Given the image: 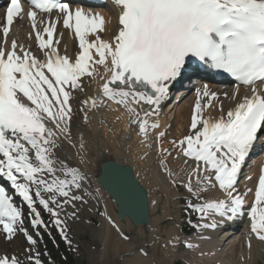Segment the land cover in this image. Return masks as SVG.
I'll list each match as a JSON object with an SVG mask.
<instances>
[{
	"label": "snow or ice",
	"instance_id": "6c2138e0",
	"mask_svg": "<svg viewBox=\"0 0 264 264\" xmlns=\"http://www.w3.org/2000/svg\"><path fill=\"white\" fill-rule=\"evenodd\" d=\"M114 2L121 9L118 30L106 40L100 13L73 7L72 0H30L29 35L38 42L37 55L15 39L7 47L14 21L24 11L21 0H10L0 47V177L9 182L0 184V236L11 242L23 235L27 246L21 254L0 251V264H46L39 251L45 230L55 229L72 246L69 221L78 219L88 203V177L60 152L65 143L75 146L72 128L77 116L88 121L90 111L111 103L126 110L145 143L156 134L161 171L188 194L185 212L192 228L216 229L221 226L217 216L231 221L245 215V196L236 186L264 130V95L253 87L250 96L216 119L204 117L197 101L190 134L170 141L177 155L191 162L184 179L168 168L166 158L172 151L162 144L166 132H157L160 125L150 117L159 115L172 86L193 61L222 70L243 85L264 81V0ZM37 10L48 19L38 18ZM60 24L78 38L75 59L59 49ZM96 65L104 68L103 83L98 94L81 99L76 93L84 91V77L94 80L99 75ZM197 91L201 97H217L207 85ZM211 189L221 190L225 199L208 198ZM17 196L26 210L16 202ZM247 215L251 232L264 241V174ZM178 242L196 247L186 240L170 241Z\"/></svg>",
	"mask_w": 264,
	"mask_h": 264
},
{
	"label": "bare ground",
	"instance_id": "6f19581e",
	"mask_svg": "<svg viewBox=\"0 0 264 264\" xmlns=\"http://www.w3.org/2000/svg\"><path fill=\"white\" fill-rule=\"evenodd\" d=\"M87 11L92 12V10ZM100 14L105 17L104 30L101 32V36L106 40L111 39V36H113L114 34L116 21L108 13ZM57 31V38L60 40L59 49L61 50V52L73 57V48L76 41H73V39L68 36L63 29L58 28ZM28 36L29 35L24 34L22 36L10 37L9 35L7 39V46L10 47L12 40L17 39L16 41H18V45L26 46L32 51L34 49H37L38 47L35 42ZM97 72L99 73V75H96L94 80L90 78L83 79L84 91L77 92L76 95L78 97L83 99L88 96L98 94L100 85L103 83V80L100 77L105 74L103 66L97 67ZM218 88L219 86H213V89ZM246 91L247 88L243 87L236 89L233 88L232 90L228 89V91L226 89L221 90V98H219L218 101H211V106H208V104L205 108H202L204 117L213 119L219 118L222 114H225L226 110H230L231 108H233L235 104L244 97ZM263 91L264 85L260 88V93H262ZM222 93H228V96L222 97ZM247 93L249 94V92ZM221 105H224L223 112H221ZM194 109L195 102H192L191 100H189V98H187L185 101H179L178 104L174 105L173 109L170 108V110H168V113H166L165 115L159 114L155 118L150 117V121H155L160 125V128L157 129V132L163 131L166 128H170L168 125L172 121V115L169 114L173 110H175V118L178 119L175 120L176 126L178 127L177 129H179L177 132L179 134L182 131L183 134L176 135L166 132L167 136L163 137L165 141L163 145L164 148L171 150L173 145L170 143V141H178L179 139L183 138V136H186L190 133V116ZM144 110L150 111L147 106H145ZM89 117L90 118L88 121H84L82 116H77L74 119L72 139L75 146L65 143L61 152L63 154H66L69 149L75 147L72 155H80L81 157H78L80 161L84 160L83 157H86V159L91 161L93 157L94 159H96V157H98L99 159H107L108 156L119 164L126 163L130 165L131 163V166L136 172L138 179L143 180L144 183L147 186H151V188H160V190L157 191L158 198H162L164 195L166 197L165 206L160 207L159 202L156 205L152 206V201L156 199V197H154L152 189H148L151 214H153V212H156L158 207H160V212L158 211L155 218L154 216H152V220L147 227H143V229L141 227L136 228L137 235H134V237L128 241L122 242L118 236V230L109 227L107 224H105L104 220L102 221V228L98 230V238H100V240L103 242L100 257L102 264H110L112 259L116 255L119 256L120 259H122L121 261H123V264H153L155 262H158L157 264H170L172 257L174 256L173 250L175 249L173 245H170V241L177 240V238L179 240L180 237L178 235V229L174 226V223L172 224L173 226H170L167 230L162 228L160 224L167 214L170 216H175L176 218L174 219H177V215L179 212L178 210H175L177 208V203H175V200L173 199L174 197H178L179 195H177L178 191L176 190V187L169 183L166 175H164L160 170L162 166L159 163L160 156L158 155L157 151L158 145L156 134L153 133L151 139L147 143H145L142 138L137 135L136 126L130 124V117L126 110L115 103H111L108 107H101L98 110L90 111ZM185 128L187 129V131L185 130ZM81 144L83 145L82 148L80 147ZM262 146L264 147V145ZM127 160H129L130 163ZM262 163L264 164V160L260 164L262 165ZM137 164L143 169L138 168L139 166ZM258 165H256V167L254 168H257L256 177H258L259 179L260 175L263 174L261 171L263 166ZM190 166V161L186 163L185 158L177 155L176 161L172 164V169L174 174L183 179L185 178V174L187 173ZM96 171L97 169L95 170V172ZM83 172L86 173L87 177L90 175L88 179L92 178L89 172H86L85 170H83ZM144 172H147L146 175L147 177H149L148 180L147 177H145V179L143 178ZM251 174L249 173L248 176ZM250 182L251 180L249 177L244 180L243 186L245 190L251 187V185H249ZM86 185H89L87 181ZM102 195L103 198L106 199L105 202L107 201L106 203L109 206V211L108 209H105V211L109 216H112L116 220L117 218L114 205L112 204L110 199V201L108 200L105 193H102ZM206 195L210 199H225V194L220 193L217 189L209 190ZM245 200L247 203V199ZM239 224V222L228 224L226 227L231 226L230 229L225 227V229H206L200 231L199 235L189 237V241L196 245V247H193L195 249H192L193 255L191 257V263L213 264L214 262H221V264H230L224 261L226 255L228 254V257L232 256L234 260L233 264H256L257 260L264 255V241H261L260 239H253L250 236H247V234H244L246 231L240 234L242 228L237 232L235 229L239 226ZM81 226L82 228H87V231H90L89 225H87V227L85 224ZM118 226L122 231L130 230L131 228L128 221L119 222ZM144 230L147 232V236H145V234L143 233ZM158 232L160 233L159 236H169L164 240H162L161 238L158 239L161 241H159L161 244L163 242L168 243V246L162 248L163 246H158L157 242L154 241L152 247H149L147 250L148 255L145 257L141 256V253L138 252L139 248H143L146 242L151 243L152 240H140L139 236H141L142 238H148L149 235L151 237L156 236ZM96 233L97 230H94L95 235ZM173 235L174 237H172ZM95 238V241H100L97 237ZM20 243L21 240L19 238H16L11 242V244H8L3 241L0 236V251L7 253L15 251L21 248ZM139 243H142L143 246L138 247ZM154 248H161L162 252L165 253L155 251ZM121 249H123L124 251L119 254ZM197 254L201 255V257L198 258ZM99 255L100 253L98 254V257ZM239 257H245L244 263L239 260Z\"/></svg>",
	"mask_w": 264,
	"mask_h": 264
},
{
	"label": "water",
	"instance_id": "95a60500",
	"mask_svg": "<svg viewBox=\"0 0 264 264\" xmlns=\"http://www.w3.org/2000/svg\"><path fill=\"white\" fill-rule=\"evenodd\" d=\"M130 171L128 166L123 168L115 162H107L101 165L98 179L115 200L121 218L129 216L135 223H146V193L136 182L133 183Z\"/></svg>",
	"mask_w": 264,
	"mask_h": 264
},
{
	"label": "rangeland",
	"instance_id": "374dc122",
	"mask_svg": "<svg viewBox=\"0 0 264 264\" xmlns=\"http://www.w3.org/2000/svg\"><path fill=\"white\" fill-rule=\"evenodd\" d=\"M17 40V39H16ZM18 42V41H17ZM24 43V42H23ZM175 116H176V113H173L172 114V121L169 123V125H170V128L167 130V133H169V134H176V135H182L183 134V132L181 131V133H179L178 134V130L179 129H177L178 127L176 126V121L175 120H178L177 118H175ZM174 121H175V123H174ZM189 123V122H188ZM168 125V126H169ZM187 126H188V124H187ZM170 130V131H169ZM185 130L187 131V129L185 128ZM186 131H185V133H186ZM168 134V135H169ZM171 151H172V158H174V155H175V153H176V151L174 150V148L173 149H171ZM166 163H167V166H169V162L168 161H166ZM138 165V164H137ZM139 166V165H138ZM138 168H142L141 166H139ZM92 169V168H91ZM143 169V168H142ZM147 173V172H146ZM146 173L144 172V176H143V178L145 179V177H147V175H146ZM156 174H157V172H156ZM148 178L149 177H147V180H148ZM184 179V178H183ZM155 189V188H154ZM157 189H159L160 190V188H158L157 187ZM176 190L178 191V195H180V196H188V194L186 193V191H185V189L183 188V187H177L176 188ZM155 196H157V194H155ZM160 197V196H159ZM163 197H165V195L163 196ZM166 199V198H165ZM176 200H175V203H180L181 202V204L182 205H185V200L186 199H188V198H175ZM157 201H159L160 200V198H157L156 199ZM162 200V199H161ZM179 202H178V201ZM180 206V205H179ZM179 209H180V207H179ZM180 212H183V211H180ZM184 214H183V217H182V222H184L186 219L185 218H187L188 216L186 215V212H185V210H184V212H183ZM87 214H91L90 212L89 213H87ZM80 215V214H79ZM91 216V215H90ZM90 218V217H89ZM189 218V217H188ZM187 218V219H188ZM84 220L86 221L87 220V217H84L82 220H80L81 222H78L79 223V225L80 224H82V223H84ZM172 222V221H171ZM171 222H168V223H165L164 225H166V224H169V225H172L173 223H175V225L174 226H176V222L178 223V221H173L172 222V224H171ZM186 223H187V221H186ZM185 224V223H184ZM77 226H78V224H75V226L73 225V227H72V235L69 237L71 240H72V242H73V245L71 246V247H69L70 249H72V247H74V248H79V250H78V252H75V254L74 253H72V256H68V258H67V253H65V255H66V259H63L62 258V260H65V261H67L68 260V262L69 263H71V264H99V259H100V257H101V252H100V255H99V258H98V262L96 261V263L95 262H89L88 260H89V257H88V254H91L92 255V257L96 254V250H95V248H97L98 246L99 247H101L102 245H103V243H102V245H101V242H98V244L96 243V241H93V240H87V238H91V236H94V234L91 232V234L90 233H88V232H86V231H84V230H82V229H80V233L78 234V238H77V236H75L76 235V232H77ZM91 226H93V225H91ZM185 226V225H184ZM75 231V232H74ZM98 231H97V233H96V237L98 238ZM88 234H89V236H88ZM159 232L156 234V236H148V241H150V240H152V242H157V239H159ZM130 235V234H129ZM75 237H76V242H75ZM99 240H100V238H98ZM44 243H45V241L42 239L40 242H39V249H40V252H41V255H42V257H43V259L46 261V264H54V262L52 261V260H48L47 261V257H48V252L46 251V246L44 247ZM166 243V242H165ZM159 244H161L160 242H159ZM77 245V246H76ZM79 246V247H78ZM162 246V245H161ZM166 246H168V243H166ZM148 248H149V246H147ZM162 252V251H161ZM162 253H165V252H162ZM228 255V254H227ZM226 255V257H225V262L226 263H230V264H233V258H232V256H227ZM62 256H61V254H60V256H59V258H61ZM70 257H72V258H70ZM118 257L119 256H117V259H116V262H114V263H112V264H121L120 262H119V260H118ZM167 257V256H166ZM253 257H255V256H253ZM70 258V259H69ZM113 258V257H112ZM60 260V259H59ZM239 260H241L242 261V263H244V261H245V257H239ZM122 263H123V261H122ZM172 264H174V262H172ZM256 264H264V256H261L258 260H257V263Z\"/></svg>",
	"mask_w": 264,
	"mask_h": 264
},
{
	"label": "trees",
	"instance_id": "16d2710c",
	"mask_svg": "<svg viewBox=\"0 0 264 264\" xmlns=\"http://www.w3.org/2000/svg\"><path fill=\"white\" fill-rule=\"evenodd\" d=\"M63 264H67V263H63Z\"/></svg>",
	"mask_w": 264,
	"mask_h": 264
}]
</instances>
